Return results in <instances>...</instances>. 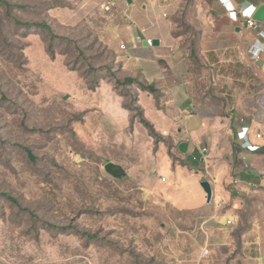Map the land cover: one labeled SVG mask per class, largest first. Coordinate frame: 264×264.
Here are the masks:
<instances>
[{"label": "rangeland", "instance_id": "374dc122", "mask_svg": "<svg viewBox=\"0 0 264 264\" xmlns=\"http://www.w3.org/2000/svg\"><path fill=\"white\" fill-rule=\"evenodd\" d=\"M0 3L11 6L0 4V193L17 201L0 197V264H211L230 233L218 264H264V83L245 64L200 57L197 0L178 5L174 33L191 59L188 93L218 118L213 139L185 154L173 139L185 136L159 134L153 94L139 98L138 116L123 107H136V90L116 63L118 6ZM241 126L261 135L256 153L241 152ZM108 162L126 175L112 178Z\"/></svg>", "mask_w": 264, "mask_h": 264}, {"label": "crops", "instance_id": "0c3cea01", "mask_svg": "<svg viewBox=\"0 0 264 264\" xmlns=\"http://www.w3.org/2000/svg\"><path fill=\"white\" fill-rule=\"evenodd\" d=\"M108 1L110 5L121 9L117 14L123 19V24L116 27L114 37L120 74L137 83L151 85L159 92L158 104L152 95V105L161 117L160 129L165 132L158 133L164 136H170L173 132L183 135L186 140L177 141L178 137L173 139L177 146L185 141L188 148L211 141L210 125L218 115L214 105L198 103L188 93L191 59L181 48L180 38L173 35L175 23L172 18L183 0H132L130 3L127 0ZM197 1L195 7L199 38L196 50L200 57L209 64L212 61L220 66L227 59L245 64L264 83V51L261 40L246 27L241 15L242 12L246 13L251 8L256 9L264 4V0ZM226 2H231L235 9L226 10L223 7ZM64 9L70 11L65 6H54L50 10L59 12ZM74 10L77 9L71 11ZM257 25L264 32V21ZM147 40H151V45H148ZM154 41L158 42L157 46H154ZM256 55H259L258 59H255ZM130 87L136 90V107L141 96L151 94L140 90L137 84H131ZM203 225L206 229L204 232L208 235L210 221L207 220ZM211 231L212 229L209 230ZM233 241V233H230L228 245L219 254L210 257L213 258L211 264L222 262L221 256H226L225 252L230 250Z\"/></svg>", "mask_w": 264, "mask_h": 264}, {"label": "trees", "instance_id": "16d2710c", "mask_svg": "<svg viewBox=\"0 0 264 264\" xmlns=\"http://www.w3.org/2000/svg\"><path fill=\"white\" fill-rule=\"evenodd\" d=\"M0 4L4 5L6 9H10V7H11L10 5H8L6 3H0ZM19 24L20 25H23V26H30V24H28V23H19ZM35 26H37L39 28H42L44 30H47L49 32L51 31L50 28H49V26H47L46 24H35ZM173 35L176 36V37H179L175 33H173ZM194 55H195V52H194ZM108 79L111 81L110 78H108ZM123 82L126 84V86L131 85V84H137L138 85V88L140 90L146 91V92H149V93L153 94L155 96L156 103L158 104V102H159V92L153 86H151V85H145V84H142V83H137L136 80H133V79L128 78V77H124L123 78ZM91 89L93 90L94 88H91ZM134 101L136 102V99ZM123 107L125 109H127L128 111H134V112H136V114H135L136 116L140 115V112H139V110H138L137 107H134V106H131V105H124ZM141 117H142V115L139 117V123H141L145 127V129L148 130L149 135L155 140V142H158L160 140V137L156 134V132L154 131V129L152 128V126L148 122H146L143 118H141ZM233 123H234L233 122V119H231V121H230V127H231V129L233 128ZM233 148L236 149V146L234 145ZM260 149L261 148H259V150ZM25 151L27 152V154L30 157V154H29L28 149H25ZM244 151L246 153H248V154H254V153H250V152L246 151L245 149L242 150L241 152H244ZM235 163H236V160H235ZM244 171H248V170H243V171L239 172V174L246 173ZM249 175L250 174H247V176H249ZM0 197H3L6 200H8V201H10V202H12L14 204H17V201L14 198H12L10 195H8V194L0 193ZM46 225H47V228L57 229L61 233H62V231L65 230L64 227H56V226L51 225V224H46ZM233 236H234V234H233Z\"/></svg>", "mask_w": 264, "mask_h": 264}, {"label": "built area", "instance_id": "2783aa9c", "mask_svg": "<svg viewBox=\"0 0 264 264\" xmlns=\"http://www.w3.org/2000/svg\"><path fill=\"white\" fill-rule=\"evenodd\" d=\"M223 7L227 10H234V6L231 2H226L223 4ZM255 12V8H251L248 12H242L241 15L243 19L245 20V25L248 29L253 31L256 35V37L260 38L262 50L264 51V32L260 30V28L257 25V22L253 20L252 16ZM148 45H151V40H147ZM259 55L255 56V59H258ZM252 131L250 130L249 126H241L240 131L237 132V140L241 143V146L243 149L250 153H255L259 150V146H256L254 143V140L261 139L260 134H254L252 136ZM253 138V141L250 140V138Z\"/></svg>", "mask_w": 264, "mask_h": 264}, {"label": "water", "instance_id": "95a60500", "mask_svg": "<svg viewBox=\"0 0 264 264\" xmlns=\"http://www.w3.org/2000/svg\"><path fill=\"white\" fill-rule=\"evenodd\" d=\"M128 3L131 2V0H127ZM253 20L256 21L257 23L263 22L264 21V4L260 5L255 9V12L252 16ZM154 46L158 45L157 41L153 42ZM188 148V144L186 142H181L178 144L177 149L181 154H185ZM104 171L109 174L112 178L114 179H121L126 175L125 170L119 166L116 165L112 162H108L104 165ZM201 189L205 193L206 197V204H210L212 197H213V191L212 188L207 181H202L199 183Z\"/></svg>", "mask_w": 264, "mask_h": 264}]
</instances>
